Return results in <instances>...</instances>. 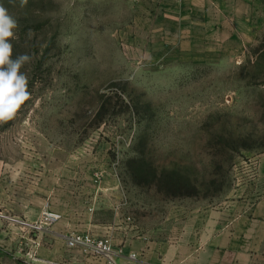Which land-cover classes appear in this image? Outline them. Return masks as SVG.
<instances>
[{"label": "rangeland", "instance_id": "1", "mask_svg": "<svg viewBox=\"0 0 264 264\" xmlns=\"http://www.w3.org/2000/svg\"><path fill=\"white\" fill-rule=\"evenodd\" d=\"M160 1L0 0L33 57L31 99L0 124V213L50 189L58 209L104 208L119 240H160L264 191V0L231 12L245 44L225 57L161 35Z\"/></svg>", "mask_w": 264, "mask_h": 264}, {"label": "crops", "instance_id": "2", "mask_svg": "<svg viewBox=\"0 0 264 264\" xmlns=\"http://www.w3.org/2000/svg\"><path fill=\"white\" fill-rule=\"evenodd\" d=\"M171 1L174 16H165L174 18L175 24L165 23L167 28L160 33L167 38L175 35L171 40L187 57L192 56L190 50L225 57L233 48L243 49L242 32L236 29L231 12L237 5V11L245 10L250 0H162L159 10L167 9ZM260 175L264 176V168ZM261 180L254 182L257 191L260 185L264 189V177ZM45 193L42 198L22 197L15 207L5 204L14 213L9 216L29 223L40 221L45 210L60 213L61 218L35 232L0 218V264H108L84 246L68 245L72 236L87 233L109 235L119 264H264V191L250 193L223 211L200 214L196 221L181 219L160 240H119L102 216L104 208L97 213L61 210L50 204V189ZM34 239L37 247H33Z\"/></svg>", "mask_w": 264, "mask_h": 264}, {"label": "clouds", "instance_id": "3", "mask_svg": "<svg viewBox=\"0 0 264 264\" xmlns=\"http://www.w3.org/2000/svg\"><path fill=\"white\" fill-rule=\"evenodd\" d=\"M19 3L24 7L28 0ZM17 28V19L0 4V124L12 121L32 96L29 77L22 68L33 57L27 53L14 56L12 40Z\"/></svg>", "mask_w": 264, "mask_h": 264}, {"label": "built area", "instance_id": "4", "mask_svg": "<svg viewBox=\"0 0 264 264\" xmlns=\"http://www.w3.org/2000/svg\"><path fill=\"white\" fill-rule=\"evenodd\" d=\"M0 218L8 219L18 224L27 226L30 230H32V232H35L42 230L45 226L53 224L61 218V215L51 210H45L42 214V219L35 223H29L25 220L17 219L2 213H0ZM32 244L33 247H37L39 242L34 239L32 240ZM68 245L70 247L84 246L85 248L91 250L93 254L106 259L108 264H119L116 258L117 252L114 250L112 239L109 235L96 236L90 233L76 234L71 237ZM34 257H36V254H33V258Z\"/></svg>", "mask_w": 264, "mask_h": 264}, {"label": "trees", "instance_id": "5", "mask_svg": "<svg viewBox=\"0 0 264 264\" xmlns=\"http://www.w3.org/2000/svg\"><path fill=\"white\" fill-rule=\"evenodd\" d=\"M183 195V194H182Z\"/></svg>", "mask_w": 264, "mask_h": 264}]
</instances>
